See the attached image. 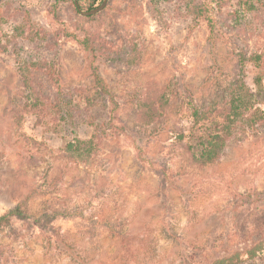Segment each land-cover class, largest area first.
Listing matches in <instances>:
<instances>
[{"label": "rangeland", "instance_id": "rangeland-1", "mask_svg": "<svg viewBox=\"0 0 264 264\" xmlns=\"http://www.w3.org/2000/svg\"><path fill=\"white\" fill-rule=\"evenodd\" d=\"M148 1L108 0L86 19L69 2L0 0V216L22 201L29 215L45 206L67 214L46 228L15 217L2 224L0 264H211L236 253L240 264H264L262 251L247 258L255 225L264 223V126L231 128L214 165L190 166L183 154L185 146L199 152L217 131L213 103L240 77L239 51L264 58V0H226L221 8L196 0L197 16L173 0L155 9L158 19ZM19 27L23 38H16ZM87 36L109 56L85 49ZM124 45L134 46L139 60H117L113 51ZM34 61L50 65L61 90L73 94L77 112L67 123L22 110L27 91L19 67ZM34 74L43 90H59ZM257 74L248 63L247 87L264 110V80L255 86ZM95 77L116 106L99 96ZM153 89L166 94L167 112L143 125L136 109ZM201 103L211 118L195 122L193 106ZM88 121L99 125L100 145L84 165L65 147L91 137ZM110 228L144 243L123 249Z\"/></svg>", "mask_w": 264, "mask_h": 264}, {"label": "trees", "instance_id": "trees-1", "mask_svg": "<svg viewBox=\"0 0 264 264\" xmlns=\"http://www.w3.org/2000/svg\"><path fill=\"white\" fill-rule=\"evenodd\" d=\"M56 3H66L69 2L72 6V10L78 12L74 7L73 0H54ZM79 7L82 8V3H87V10L93 9L100 5L102 0H77ZM179 4L185 3L186 9L189 11L188 16L195 14L196 16L200 13L201 8L196 4V0H177ZM172 3L173 0H149L147 2V7L151 10V14L154 18L158 19V11L155 9L159 8L160 4ZM214 3L219 6V8L226 5V0H214ZM178 6V5H177ZM251 10V4L247 7ZM199 10V11H198ZM100 14V13H98ZM98 14L94 15L97 16ZM94 16L85 17L86 19H91ZM210 22V19H208ZM24 28L16 29V38H23L25 34ZM83 47L85 49L90 46L93 50L97 52L104 51L109 56V49L105 47L103 43L96 40L94 36L86 37L83 40ZM130 49V50H129ZM239 58L237 61V66H239V76L232 78L231 81L226 85L224 90H221L219 95H216L215 102L213 104L217 105L216 111L214 112L217 116L215 118V127L217 131L211 133L202 143L199 152L194 153L193 147L185 146V159L188 161V164L197 168H204L216 164L224 154L227 146V137L226 135L230 133L231 128H236L241 123H244L245 126L251 127V129H258L264 126V110L261 108L258 101L257 94L249 89L246 84L245 78V68L248 63H253L257 69V77L255 78V86H260L261 82L264 80V58L263 56L255 53H252L247 56V51L244 48L242 51H239ZM114 56L117 60L125 61L126 64L133 62L135 59L139 60V55L136 51V48L132 45H124L117 48L113 51ZM130 57L127 58V56ZM20 79L23 87L26 89V100L23 102L22 110L25 112L32 113L33 115L36 112H41L50 116L52 119H59L63 124L68 122L69 118H73V113L77 112L75 106L72 103L73 94L70 92H65L61 90L60 87V77L58 76L57 71L53 70L50 65H47L43 61H34L30 63H23L20 67ZM36 71L40 72L45 79L49 78V83H54V85H59L58 91L43 90L45 89L40 80L39 74H34ZM58 77V78H57ZM95 81L100 88L99 96H102L103 101L106 103L111 102L116 106L114 99L109 94L107 88L105 87L103 80L100 77H95ZM34 83H39L41 88L35 90L33 88ZM165 93L159 89H153L151 93L145 94V97L142 100V103L139 104V107L136 109V116L143 125H151L152 123L159 121L163 118V115L167 112V103L165 102ZM105 97H108L106 99ZM91 98L86 97V107L87 115L90 108H92V103L90 102ZM208 106H211L208 105ZM201 107L204 111L199 112L196 108ZM195 109V110H194ZM193 116L195 117V122L199 120H206L211 118L209 111L204 109V104L201 103L197 107L193 106ZM13 111L16 115L19 116V112L15 108ZM207 111V112H206ZM92 117L94 115L92 113ZM19 118V117H18ZM94 121H88V124L93 127V134L88 140H82L76 138L75 140L67 143L65 147L66 155L76 161L77 163H82L87 165L91 162L94 154L97 152L96 148L100 145V141L97 142L96 130L99 128L98 124L93 123ZM216 130V129H215ZM221 130L222 135L217 132ZM98 140H100L98 138ZM26 202L22 201L19 204H16L13 208L9 209L5 214L0 216V226L4 223H9L10 219L15 217L20 220H30L31 223L39 228H46L51 224L57 217H66L65 212H57L46 206L40 210L39 213L34 215H29L25 211ZM256 238L253 246L251 247L247 258L251 260L255 259L256 253L259 251L264 252V223L258 222L255 225ZM109 234L113 237H118L117 240L123 249L132 246L136 242L143 244L144 240L138 235H122L117 232L114 228L109 229ZM120 246V247H121ZM119 248V247H118ZM211 264H240L238 261L237 253L231 256H225L223 258H217Z\"/></svg>", "mask_w": 264, "mask_h": 264}, {"label": "water", "instance_id": "water-1", "mask_svg": "<svg viewBox=\"0 0 264 264\" xmlns=\"http://www.w3.org/2000/svg\"><path fill=\"white\" fill-rule=\"evenodd\" d=\"M107 1L108 0H102L100 5H98L97 7L93 8V9L87 10V11H82L80 9L77 0H73V4H74V7L77 9L80 16L89 17V16H93V15H96L97 13L101 12L105 8Z\"/></svg>", "mask_w": 264, "mask_h": 264}]
</instances>
